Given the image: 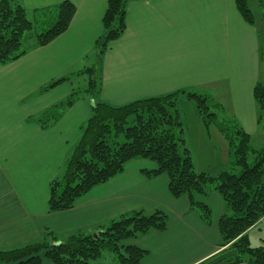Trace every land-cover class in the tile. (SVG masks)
Returning <instances> with one entry per match:
<instances>
[{
	"label": "crops",
	"instance_id": "obj_1",
	"mask_svg": "<svg viewBox=\"0 0 264 264\" xmlns=\"http://www.w3.org/2000/svg\"><path fill=\"white\" fill-rule=\"evenodd\" d=\"M19 1L32 21L47 26L65 0ZM69 1L76 13L63 34L44 46L32 44L21 58L0 64V249L48 234L64 241L78 231L94 233L134 210L161 209L168 215L165 231L125 241L148 251L142 264H224L219 230L226 212L223 198L217 192L195 196L212 209V220L206 222L187 196L170 193L166 173L148 177L143 172L156 167L151 160L129 161L121 174L93 187L66 210L50 211V182L63 174L97 101L123 105L183 88L212 96L218 92L220 101L213 98L220 104L229 101L231 116L256 137L263 123L254 88L263 74L253 0H247L253 24L235 0H130L126 30L106 50L100 91L93 96L87 86H76L74 77L85 79V69L98 61L96 42L103 33L108 0ZM62 77L66 80L48 87ZM209 85L216 92H209ZM74 92V103L56 123L43 128L37 119ZM45 263L53 264L48 259Z\"/></svg>",
	"mask_w": 264,
	"mask_h": 264
},
{
	"label": "trees",
	"instance_id": "obj_2",
	"mask_svg": "<svg viewBox=\"0 0 264 264\" xmlns=\"http://www.w3.org/2000/svg\"><path fill=\"white\" fill-rule=\"evenodd\" d=\"M130 0H108L102 19L103 33L96 42L98 61L85 69L89 75L88 91H100L101 61L111 42L126 30L127 5ZM244 19L253 24L254 14L247 0H235ZM55 19L36 33L33 44L44 46L63 34L76 13L69 0L54 9ZM47 12L43 10L42 13ZM35 27L19 0H0V64H8L24 56L29 48L25 39ZM31 47V46H30ZM66 80L59 78L48 87ZM47 87V88H48ZM46 88V89H47ZM76 92L47 110L37 119L43 128L56 123L75 100ZM254 96L259 107V122L264 117V86L257 83ZM182 97L195 99L197 111L207 128L214 125L229 145L230 170L216 176L197 172L191 150L184 137L179 119L178 101ZM222 104L206 92L183 88L160 96L146 97L123 105L97 101L91 105V115L81 138L68 157L63 174L50 182V211L70 209L76 200L93 187L121 174L129 161L144 158L156 167L143 170L148 177L162 173L169 176L170 193L187 196L190 207L206 222L212 220L211 207L196 199V195L217 192L224 200L226 212L220 217V252H232L224 264L249 262L264 264V246L252 247L248 231L264 221V147L256 149L252 138L235 118H221L217 110ZM123 136V141L119 137ZM168 215L161 209L151 212L134 210L97 228L94 233H72L64 241L48 234L24 245L0 249V264H142L148 251L125 241L152 230L165 231ZM105 250L115 255L113 261H100Z\"/></svg>",
	"mask_w": 264,
	"mask_h": 264
},
{
	"label": "rangeland",
	"instance_id": "obj_3",
	"mask_svg": "<svg viewBox=\"0 0 264 264\" xmlns=\"http://www.w3.org/2000/svg\"><path fill=\"white\" fill-rule=\"evenodd\" d=\"M255 2V0H253ZM251 2V7L256 16V24L260 31L261 43H262V85L264 86V0H256V3ZM256 7L259 8V10ZM34 22V21H33ZM43 29L41 22H36L35 27L31 33L28 34L27 39L23 47L29 48L35 41L36 33H40ZM90 66V63H87ZM84 77L76 76L75 84L79 87L89 86V75L87 72ZM88 78V79H87ZM216 85V84H215ZM213 88V85L207 86L209 92ZM216 92V88H213ZM212 93V92H211ZM218 92L215 94L217 95ZM213 94V93H212ZM214 94V98L220 101ZM225 104H224V103ZM221 102L225 109L219 110L215 108L219 114L220 119L230 118L232 113L230 111L229 101ZM228 105V106H227ZM179 111V119L183 125L184 137L188 148L191 150V154L194 160L195 169L197 172H205L211 176H216L223 170H230L232 168V162L229 157V145L225 137L214 126L207 128L202 120L201 115L197 111V103L195 99H188L184 97L178 101L177 104ZM230 116V117H229ZM264 122V117H263ZM120 141H123V136L119 137ZM252 145L256 149L264 147V123L261 126L260 133L252 139ZM248 236L252 247L264 246V222L261 221L256 226L248 231ZM232 252H226L222 259L231 255ZM115 255L112 251L105 250L100 258V261H113ZM237 264H252L249 262H240Z\"/></svg>",
	"mask_w": 264,
	"mask_h": 264
},
{
	"label": "water",
	"instance_id": "obj_4",
	"mask_svg": "<svg viewBox=\"0 0 264 264\" xmlns=\"http://www.w3.org/2000/svg\"><path fill=\"white\" fill-rule=\"evenodd\" d=\"M94 235H97V233H94Z\"/></svg>",
	"mask_w": 264,
	"mask_h": 264
}]
</instances>
